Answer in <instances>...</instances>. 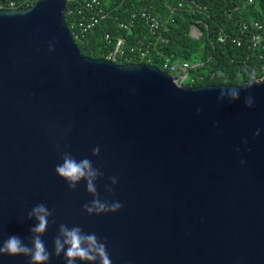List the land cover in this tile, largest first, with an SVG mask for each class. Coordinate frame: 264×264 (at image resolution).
I'll return each instance as SVG.
<instances>
[{
    "label": "water",
    "instance_id": "95a60500",
    "mask_svg": "<svg viewBox=\"0 0 264 264\" xmlns=\"http://www.w3.org/2000/svg\"><path fill=\"white\" fill-rule=\"evenodd\" d=\"M68 5L0 8V242L31 246L28 212L43 203L48 264H66L54 254L60 224L95 233L112 264H264V76L186 87L150 64L87 57ZM231 88L239 99H218ZM65 151L103 173L98 195L119 211H84L86 182L70 190L55 172Z\"/></svg>",
    "mask_w": 264,
    "mask_h": 264
},
{
    "label": "trees",
    "instance_id": "16d2710c",
    "mask_svg": "<svg viewBox=\"0 0 264 264\" xmlns=\"http://www.w3.org/2000/svg\"><path fill=\"white\" fill-rule=\"evenodd\" d=\"M18 7L30 4L18 0ZM66 23L72 28L71 9L83 0H67ZM105 18L80 40L82 53L93 59H107L120 39L124 50L136 57L130 62L163 68L171 62L190 64L186 87L225 84L242 85L264 76V0H100ZM182 4V7H180ZM7 9V0H0ZM147 11L161 21L153 33L142 17ZM128 25V29L122 27ZM196 26L200 38L192 37ZM111 37L110 42L106 36ZM256 37H260L258 43ZM153 45L150 46V42ZM256 43V45H255ZM150 52L143 60L138 48ZM129 62L120 57L117 64Z\"/></svg>",
    "mask_w": 264,
    "mask_h": 264
},
{
    "label": "clouds",
    "instance_id": "9594fccd",
    "mask_svg": "<svg viewBox=\"0 0 264 264\" xmlns=\"http://www.w3.org/2000/svg\"><path fill=\"white\" fill-rule=\"evenodd\" d=\"M49 50L52 51V47ZM225 96L235 101L239 99L240 92L237 88L221 89L218 99H223ZM245 104L247 107L253 106V98L250 93L245 97ZM259 134L260 130L257 129L254 135L259 136ZM99 152L98 146L92 149L93 156L99 155ZM55 172L67 182L70 190H75L80 181L86 182V191L93 196L89 203L83 205L84 211L89 215L114 213L122 208L119 201L108 202L99 197L95 182L102 177L103 173L93 166L90 159L83 158L78 161L69 151H65L62 155V163L56 165ZM110 179L111 185L118 182L117 177ZM105 190L112 193L113 188L106 185ZM52 215L45 204L34 206L27 216L28 219L34 218L36 221V224L29 229L30 236L26 238L29 239L31 246L26 244L20 236L10 235L6 240L0 242V256L5 254L9 256L23 255L30 258L29 264H48L53 253L48 251L41 237L46 232L49 218ZM52 223L55 224L56 221L53 219ZM53 245L55 256L59 257L63 254L66 264H76L77 260L87 262V264H112L106 242L100 240L95 233H85L79 226L69 228L66 224H60Z\"/></svg>",
    "mask_w": 264,
    "mask_h": 264
},
{
    "label": "built area",
    "instance_id": "2783aa9c",
    "mask_svg": "<svg viewBox=\"0 0 264 264\" xmlns=\"http://www.w3.org/2000/svg\"><path fill=\"white\" fill-rule=\"evenodd\" d=\"M34 1L35 0H24V2L30 4V6L34 3ZM18 3H19L18 0H7V4H8L7 9L21 8L18 7ZM180 7H182V4H180ZM69 15L75 17L74 18L75 20L72 23V28L69 29L71 30L73 37L76 41L83 38L86 34H88L90 30H92L97 24H99L100 20L105 18V11L102 7V3L100 0H83L78 7L70 10ZM142 17L149 24L151 31L155 33V31L161 25V21L155 16L151 15L150 13H147V11H143ZM122 27L128 29V25H122ZM191 34L192 37L194 38H200L201 36L200 30L196 26L192 28ZM255 39L258 43L261 41L260 37H256ZM106 40L110 42L111 37L107 35ZM149 44L150 46H152L153 42L151 41ZM124 47H125V40L120 39L117 42L115 50L108 55L106 60L117 64L119 58L124 57V59L130 63L136 57L135 55L131 54L134 53L135 49L133 48L131 50V53H126ZM137 50L139 52L138 54L140 55L141 59L148 60V62L151 61L149 59L150 56L149 51L143 49L142 47H139ZM190 68L191 66L187 62H171L168 59L164 63L163 68L161 70L170 73L178 80V82L183 84V82L188 78V74H189L188 71Z\"/></svg>",
    "mask_w": 264,
    "mask_h": 264
},
{
    "label": "rangeland",
    "instance_id": "374dc122",
    "mask_svg": "<svg viewBox=\"0 0 264 264\" xmlns=\"http://www.w3.org/2000/svg\"><path fill=\"white\" fill-rule=\"evenodd\" d=\"M189 80H190V78H188V80H186V82L184 83V85L187 84L189 82Z\"/></svg>",
    "mask_w": 264,
    "mask_h": 264
}]
</instances>
